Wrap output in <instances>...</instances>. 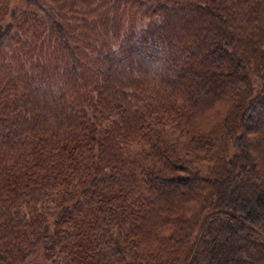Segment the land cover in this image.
<instances>
[{
    "label": "trees",
    "instance_id": "trees-1",
    "mask_svg": "<svg viewBox=\"0 0 264 264\" xmlns=\"http://www.w3.org/2000/svg\"><path fill=\"white\" fill-rule=\"evenodd\" d=\"M261 106L264 0H0V264H264Z\"/></svg>",
    "mask_w": 264,
    "mask_h": 264
},
{
    "label": "rangeland",
    "instance_id": "rangeland-1",
    "mask_svg": "<svg viewBox=\"0 0 264 264\" xmlns=\"http://www.w3.org/2000/svg\"><path fill=\"white\" fill-rule=\"evenodd\" d=\"M259 109H261L263 112H264V106H261ZM261 119H258V117H254V119H253V122L255 123V124H259V123H261ZM139 150V149H138ZM134 155H135V153H134Z\"/></svg>",
    "mask_w": 264,
    "mask_h": 264
}]
</instances>
